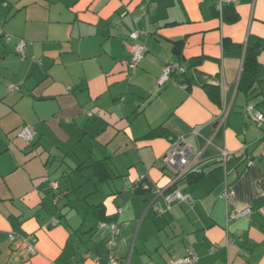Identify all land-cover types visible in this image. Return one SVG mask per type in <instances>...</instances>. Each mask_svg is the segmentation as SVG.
Instances as JSON below:
<instances>
[{
	"label": "crops",
	"instance_id": "obj_1",
	"mask_svg": "<svg viewBox=\"0 0 264 264\" xmlns=\"http://www.w3.org/2000/svg\"><path fill=\"white\" fill-rule=\"evenodd\" d=\"M218 2L0 0V59L20 85L0 75V264H108L112 223L113 264H171L188 247L197 264H264V121L246 113L264 114V0H234L233 23ZM135 42L146 50L130 73ZM252 44L255 72L244 70ZM172 60L188 88L177 74L157 85ZM26 125L30 143L17 137ZM158 128L167 135L149 136ZM180 138L204 154L177 179L162 157ZM170 188L191 200L169 206ZM12 232L33 236L36 253Z\"/></svg>",
	"mask_w": 264,
	"mask_h": 264
},
{
	"label": "built area",
	"instance_id": "obj_2",
	"mask_svg": "<svg viewBox=\"0 0 264 264\" xmlns=\"http://www.w3.org/2000/svg\"><path fill=\"white\" fill-rule=\"evenodd\" d=\"M234 0H219L217 3V10L222 15L224 8L227 5H232ZM140 33L138 31H134L131 33L130 38L132 40H136L139 37ZM11 35H6V39L9 41L11 40ZM27 42L24 39H20L19 43L17 45L18 52L22 56H26V50H27ZM145 47L135 42L132 49V54L129 58V71L130 73H134L139 66L140 62L142 61L145 53ZM186 67L182 64L179 60H172L168 61L164 69L161 73V75L157 79V85L163 86L165 85L173 75L178 73L185 72ZM182 85L184 88L189 87V83L183 81ZM20 87L17 85L11 84L9 86L10 91L14 92L15 90H18ZM246 113L249 118L256 120L257 122L264 121V114L262 112L256 111L254 106H248L246 109ZM199 134V130L197 129L196 132ZM36 130L32 127L26 126L23 128H20L17 131V137L22 139L25 142H33L36 138ZM210 141H208L209 143ZM204 150H198L192 143L186 141L184 138H180L172 143L170 148L167 150V152L162 157V162L165 167L171 168L173 170H176L177 179L187 175L201 160L203 157ZM222 159L226 162L227 159L231 156V153L228 151H222L221 153ZM53 188L57 189V184L53 183ZM225 197L228 196V193L224 194ZM165 199L170 206L174 202H183V201H190L191 196L188 194H184L180 192L179 190H172L170 192L165 193ZM249 212V209H245L240 214H246ZM113 234L107 241V248L109 250V257H108V264H113L116 261L115 257V249H116V238L120 234V229L117 225V223L111 224ZM10 239L13 243H18L20 246H22L23 252L28 256L31 257L36 253V248L34 245V238L31 235H21L17 232H12L10 234ZM219 249L218 246H212L210 249V252L213 253ZM200 261V256L197 253L196 250H194L191 247H188L186 250L185 255L175 258L172 260L171 264H197Z\"/></svg>",
	"mask_w": 264,
	"mask_h": 264
},
{
	"label": "trees",
	"instance_id": "obj_3",
	"mask_svg": "<svg viewBox=\"0 0 264 264\" xmlns=\"http://www.w3.org/2000/svg\"><path fill=\"white\" fill-rule=\"evenodd\" d=\"M222 18L226 21V22H230L233 23L238 19V14L235 12V10L233 9L232 5H228L224 8V11L222 13ZM181 44V42H176L173 44V50L176 51V47L179 46ZM259 45L257 44H252L249 45L247 48V53H246V57H245V62H244V70L246 71H251V72H255L256 66H257V55H258V48ZM176 54L178 56H180L179 52H176ZM179 59V58H178ZM192 66L195 64H199L201 63V59H194L193 61H191ZM191 67V66H190ZM177 76L180 78V80L183 82H190V77L188 75V68H186L185 72L183 73H178ZM214 86L212 85H208L206 86V89L208 91V93L211 94V88H213ZM212 95V94H211ZM157 135H167V132L164 131L163 129H155L153 130L149 136H157ZM94 167V172L95 174L98 176L99 180H105L106 179V174L102 175L103 169H105V165L103 163V161H97L95 162L93 165ZM188 176H191V174H189ZM172 191V189H168V192ZM102 205H95L93 208L96 211L97 209H101L100 212L101 214V220L105 221L106 219L103 216V210H102ZM87 241H85L84 244H86Z\"/></svg>",
	"mask_w": 264,
	"mask_h": 264
},
{
	"label": "rangeland",
	"instance_id": "obj_4",
	"mask_svg": "<svg viewBox=\"0 0 264 264\" xmlns=\"http://www.w3.org/2000/svg\"><path fill=\"white\" fill-rule=\"evenodd\" d=\"M10 34V33H9ZM12 35V34H10ZM19 43V42H18ZM11 49L9 51L6 52V56H8L9 54L11 53H14L15 55V47L13 45H11ZM18 69V66L17 65H13L11 63H4L3 62V56H1V59H0V75L1 76H4L8 79L7 81V86L9 87L11 84H14V85H17L18 87H20L18 81L16 78H14V72ZM4 70V71H3ZM3 71V72H2ZM4 80V79H2ZM10 82V83H8ZM11 117V116H10ZM27 126V125H26ZM26 126H23V127H26ZM21 127V128H23ZM30 127V126H29Z\"/></svg>",
	"mask_w": 264,
	"mask_h": 264
}]
</instances>
